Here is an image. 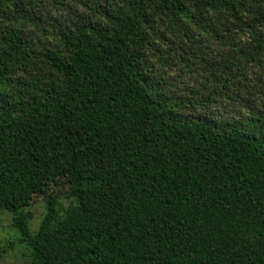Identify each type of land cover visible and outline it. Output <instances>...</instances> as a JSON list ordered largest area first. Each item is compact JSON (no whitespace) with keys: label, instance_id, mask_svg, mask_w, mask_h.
Returning <instances> with one entry per match:
<instances>
[{"label":"trees","instance_id":"obj_1","mask_svg":"<svg viewBox=\"0 0 264 264\" xmlns=\"http://www.w3.org/2000/svg\"><path fill=\"white\" fill-rule=\"evenodd\" d=\"M263 89L264 0H0V213L31 264H264Z\"/></svg>","mask_w":264,"mask_h":264},{"label":"rangeland","instance_id":"obj_2","mask_svg":"<svg viewBox=\"0 0 264 264\" xmlns=\"http://www.w3.org/2000/svg\"><path fill=\"white\" fill-rule=\"evenodd\" d=\"M155 64V67L157 69V71H155L156 75H160V77L163 78L164 84L169 85L171 83L173 85V89H169L175 92L176 97L180 95L184 96L187 94L188 89L192 87L191 78L184 77L179 67L169 66L170 69L164 70L161 65H157V63ZM185 69L186 68H184V71ZM254 71L257 72L256 69L251 70V72ZM250 80L251 82L249 84L251 86L256 84L254 76H250ZM256 103L260 106L264 105V96L262 94L261 96H257ZM218 106L221 111L222 109H227L230 111H237V109H239L237 107H234L235 104L229 102L228 100H219ZM242 111L245 110L242 109ZM194 112L195 113L193 114L197 116H202L203 114L207 113L201 108H198ZM248 116L249 113L245 115V117ZM50 197L55 200L56 205L59 209H64L74 202L68 195V185L65 180L59 179L54 183H49L46 187L45 193L35 195L32 199L30 208H28L29 212L32 215L30 228L33 232L38 231L47 213V200ZM3 250H5V252H3ZM1 252L3 253L1 254L0 264H31L29 250L25 243H21L19 241L18 234L12 227V216L7 212L0 213V253Z\"/></svg>","mask_w":264,"mask_h":264}]
</instances>
